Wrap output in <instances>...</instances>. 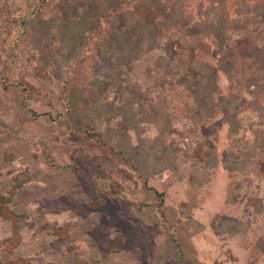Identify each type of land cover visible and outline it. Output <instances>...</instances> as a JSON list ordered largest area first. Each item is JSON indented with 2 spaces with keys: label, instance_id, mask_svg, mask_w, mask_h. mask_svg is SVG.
<instances>
[{
  "label": "rangeland",
  "instance_id": "1",
  "mask_svg": "<svg viewBox=\"0 0 264 264\" xmlns=\"http://www.w3.org/2000/svg\"><path fill=\"white\" fill-rule=\"evenodd\" d=\"M187 1L0 0V264H264V0Z\"/></svg>",
  "mask_w": 264,
  "mask_h": 264
},
{
  "label": "trees",
  "instance_id": "2",
  "mask_svg": "<svg viewBox=\"0 0 264 264\" xmlns=\"http://www.w3.org/2000/svg\"><path fill=\"white\" fill-rule=\"evenodd\" d=\"M190 1L191 0H188L186 3V6L190 7V9H189L190 12H194L196 14V16L198 17L199 16L198 14H200V10L202 9L204 11V16H202L201 19L209 17V15H210L209 9H208L209 5L214 9L216 6H219L221 4L220 0H194L193 2L191 1L192 2L191 4H190ZM237 1H240V0H234L233 3H237ZM243 1H244V4H246V7L249 4L256 6V2L253 3L252 0H243ZM263 2L264 1L260 2L259 5L261 4V6H262ZM238 9H239L238 6H234V10H236L235 12H237ZM248 10H249V8H248ZM261 10L264 11V7L263 8L261 7L260 11ZM215 14H217V13H215ZM262 17H264V12H263ZM152 24L153 23H151L149 26L152 27Z\"/></svg>",
  "mask_w": 264,
  "mask_h": 264
},
{
  "label": "crops",
  "instance_id": "3",
  "mask_svg": "<svg viewBox=\"0 0 264 264\" xmlns=\"http://www.w3.org/2000/svg\"><path fill=\"white\" fill-rule=\"evenodd\" d=\"M142 28H144V27H142ZM147 28V35H148V38L150 39V42H149V44H148V46L149 47H151V48H155V46H157V43H156V40H155V38H156V34H157V32H156V28L155 27H150V26H147L146 27ZM126 30V31H125ZM125 31V32H124ZM124 33H126V34H128V32H131V34H128V38L129 37H131V35L133 34V37L134 38H138L137 36V33H138V29H137V27H133L131 30L130 29H128V28H125L124 29ZM140 31V30H139ZM154 40H155V42H154ZM154 43V44H153ZM164 46V45H163ZM166 46V45H165ZM168 46H172L171 44H168ZM126 47H129L128 45L126 46ZM164 48V47H163ZM124 48H122L121 49V51L123 50Z\"/></svg>",
  "mask_w": 264,
  "mask_h": 264
}]
</instances>
